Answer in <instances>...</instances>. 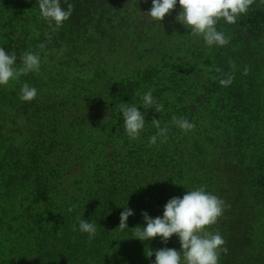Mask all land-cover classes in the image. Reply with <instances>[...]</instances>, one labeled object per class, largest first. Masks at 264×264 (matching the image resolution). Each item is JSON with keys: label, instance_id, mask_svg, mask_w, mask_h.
I'll list each match as a JSON object with an SVG mask.
<instances>
[{"label": "trees", "instance_id": "1", "mask_svg": "<svg viewBox=\"0 0 264 264\" xmlns=\"http://www.w3.org/2000/svg\"><path fill=\"white\" fill-rule=\"evenodd\" d=\"M95 1L83 0L91 4ZM252 5L259 6L260 9L257 12L248 9L246 13L237 17L236 23L230 24L225 21L220 24L221 27L228 25L230 30L234 29L238 33L241 31L239 34L236 32L237 37L228 40L232 43L236 39L241 43L240 49L235 51L239 53V61L233 71L227 68L228 56L225 53L220 54L215 50V46L207 45L203 39L196 38L199 34L187 35L178 32L171 34L172 29L181 31L186 29L176 19L182 11L179 6L157 24L154 35L141 36L143 51L153 55L152 59L158 61L159 65L148 67L147 60L144 62L145 65L147 62L146 66L142 63L140 65L130 60V57L124 63L116 64L106 58L108 53L99 55L98 46L94 48L93 54V48L89 49V62L95 69L93 81H98L101 72L106 71L102 79L108 89L106 96L100 92L95 93L94 87H86L74 93L69 99H61L49 87L44 86L36 88L37 91L43 92V99H46L44 101L35 97L32 101L19 102L3 93L0 94V149L6 148L4 138L7 137L12 146L26 158L29 168L24 175L30 176L32 185V190L29 191L31 193L26 198L30 199V196L38 198L47 206L48 209L44 211V214L45 212L49 214L46 224L49 226L50 236L55 240V245L50 242L43 254L42 248L36 245V239L31 240L28 236L19 239L14 222L18 220V216L11 215L10 206L0 198V264H110L112 261L109 262L107 256L109 248L113 249L117 257L119 256L114 246L116 243H112L115 241L109 242L111 238L101 237V243L96 246L94 243L90 245L89 241H86L87 238L82 237L83 240L80 242L79 234L73 231V218L68 216L70 217L67 226L70 231L68 239L73 242L66 246L64 237H61L63 242H60V233H63V230L60 228L59 219L65 211H61L65 199L67 207L73 202L75 205L80 203L82 209L83 207L88 209V197L93 195L103 198L105 188L102 186L111 179L119 183L121 196L126 194V198H130L127 207L132 206L131 200L134 204L141 202V208L152 218H162L164 206L168 201L176 195L182 198L193 185L203 187L207 193H210L209 182L219 185L221 192L213 195L223 201L222 191L230 184L225 183V177L217 165L218 160L202 158L203 153L199 147L203 145L209 150L212 139L215 137L220 139L219 135L223 133L225 137L230 130L237 131L236 135L240 141L242 140L240 131L241 133L247 131L248 135L244 138L246 146L250 148L246 155L254 160L252 161L254 167L257 166L255 163L264 161L257 140L251 139L253 131L250 130L251 124L258 123L264 127V117L251 113L253 102L248 103V107L245 106L250 96L260 90V85L264 86V80L257 79V76L255 80L253 77V75L264 77L263 56L253 53L250 44H246L247 41L264 33V22L257 26L252 23L256 13L264 14V0H254ZM152 7L153 0H149L144 7L141 4L140 15L138 13L136 18L129 21L130 33H135L139 27L152 31L151 28L155 27L156 21H152L146 15ZM109 32H113V27ZM186 32L190 33L191 30ZM149 38H153V41ZM143 58L147 59V54ZM244 68L247 74L243 73ZM217 69L221 71L218 72ZM229 76L232 77V83L222 86L219 79ZM127 79L129 83L138 82L140 86L143 81L146 86V83H153L154 79L160 83L161 87L156 91L160 92L162 97L157 102L158 106L163 105V110L156 112L158 106L154 104L145 108L139 94L135 93L130 99L129 90L122 87V82ZM9 82L17 86L20 92L26 83L21 76H14ZM87 93L95 97L83 101L82 95ZM108 96H111V99H107ZM116 97H120L123 103L138 108L144 107V112H147L144 114L145 126L136 139L130 138L125 131L122 113L114 99ZM38 105L45 109L43 117L35 114ZM70 107L72 112L68 119L61 122V114L63 113L65 117ZM212 108L221 111L220 117L212 115ZM244 109L251 113L249 118L244 116ZM10 111L17 114L15 118L21 121V130H15L7 123V118L11 117ZM173 116L184 117L195 126L196 123L199 124L200 131H197L196 127L189 131L180 129L172 122ZM153 119H159L161 128L167 127L166 140L157 135L158 130L152 123ZM27 122H31L34 132L25 130ZM65 127H68L69 131L63 134ZM153 135H157V143L149 146V138ZM78 137L83 139L78 142ZM208 150L205 152L208 153ZM136 160L141 161L139 171L134 170V165H131ZM183 165L189 168L188 173L187 169H183ZM257 181L258 177L255 176L253 183ZM243 186L244 184L233 186L235 197L239 199L241 194L242 203L249 201L251 215H243L241 203L238 202L235 207L236 213L231 215V208L225 210L223 208L222 214L217 218L218 221L213 224L225 241L217 249L218 264H264V185L261 184L255 189L257 195L251 197L253 199L251 203V189L254 187L250 186L246 191ZM22 194H26V190H23ZM28 210V207L24 208L20 213L22 219ZM101 214L102 217L106 215L104 211ZM241 225L244 228V236ZM141 226L146 227L144 219ZM231 228L233 229L230 230ZM222 232L224 233L221 234ZM125 235L128 239L133 238L130 231L128 233L126 231ZM147 242L149 241L142 242V245L154 250L153 242L150 244ZM155 242L161 244L163 248H181L179 237L175 234L167 243L159 236ZM36 247L39 250H36ZM146 247H141L143 252ZM41 252L42 254H39ZM115 255L111 253V256ZM127 261L130 264H138L130 259ZM154 262L155 259L151 264Z\"/></svg>", "mask_w": 264, "mask_h": 264}, {"label": "rangeland", "instance_id": "2", "mask_svg": "<svg viewBox=\"0 0 264 264\" xmlns=\"http://www.w3.org/2000/svg\"><path fill=\"white\" fill-rule=\"evenodd\" d=\"M148 1L149 0H96L93 2L94 4H91L90 2H83V0H60L62 9L67 10V5L72 4L74 5V10L70 18L65 20L58 29L53 30V28L49 27L48 22L42 16L38 0H0V47H3L9 55L12 53L16 54L14 68L22 66L21 57L24 53L31 52L39 55V71H31L19 75L30 87H49L50 90L57 94L61 99H69L74 93L84 90L86 87H94V92H100V94L106 96L108 89L102 80L106 71H102L100 77H97L99 79L98 81L96 80L97 83L93 81L95 80L93 79L95 77V69L89 62L90 48H93V54L94 48L98 46V54L101 55L102 53L105 54V52L108 53L106 58L109 60L111 59V62L116 64H122L130 57V60H133L140 65L141 63L142 65H145L144 62L146 60L149 64L148 67L159 65L157 63L158 61L152 59L154 58L152 57L153 55L143 51L141 47V36H144L145 34L154 35V30L159 22L156 21L155 27L151 28L152 31H149V29L142 30L143 28L139 27L136 28L135 33L129 32L131 28L129 21L136 18L138 13L140 15L141 4L142 7H144ZM90 6L91 8H89ZM179 6V0H177L176 7L173 10H177ZM249 9H253L254 12H257L260 7L251 5ZM225 21L224 18L217 20L215 25L217 31L222 32L227 40L231 39V37H237L241 31L238 33V31H235L234 29L230 30L228 25L223 27L220 26V24ZM263 22L264 14L256 13V17L252 20L253 25L257 26ZM54 24L55 22H53V27ZM112 27L113 32L110 33L109 30H111ZM186 30H189V28H186L183 31L172 29L171 34H173V32H178V34H191L188 33L189 31L186 32ZM236 32L238 34H236ZM196 38L202 40L203 36L199 34ZM149 39L153 41V38ZM147 43L149 44V42ZM41 44H44L45 47L40 48L39 45ZM246 44H250L249 46H251L252 52L263 56L262 59H264V33L251 41H247ZM211 46H215V50L220 54L225 53L228 56V64H226L228 70H235V65L239 61V53H235V51L240 49L241 43L234 39V42H228L223 46L216 44ZM141 54L143 57L147 54V59L141 57ZM232 58L234 59V62H232ZM243 63L245 64L246 62H242V64ZM245 71L246 68L243 69V73H245ZM256 76L257 79L264 80V77L262 78L260 75H253L255 80ZM141 86L138 82L136 84L129 83V79L122 82V87L129 90L130 99H132L135 93H139L140 98L142 99L145 93L151 91L153 104L158 106L157 101L158 99H161L162 94L156 90L158 87H161V84L154 79L153 83H146V86L143 81ZM1 93L15 101L21 102L20 91L17 86L11 82H8L6 85H0V94ZM82 96L83 101L95 97L88 93L83 94ZM36 97L40 101L46 100L43 99L44 94L41 90L37 91ZM98 98L101 99L100 97ZM107 99H111V96H108ZM114 99H116L117 107L119 108V105L123 102L120 100V97ZM250 102L254 103L251 113L253 115L259 114L264 117V110H262V108H264L263 85H260V90L257 93L250 96V99H248L245 106L248 107V103ZM140 111L143 114H147V112H144V107H141ZM44 112V107L38 105L35 114L43 117ZM71 112L70 107L67 109L65 117L62 113L61 122L68 119ZM211 113L214 117H220L221 115V111L218 108H212ZM251 113L248 112L247 109L243 110V114L246 118H249ZM9 115L12 118H7V123L12 125L15 130H21V121L15 118L17 114L14 111H10ZM26 124L28 125L27 128L25 127V130L28 129V131L34 132L32 130V125H30L31 122H27ZM196 125L197 126L195 127L197 131H200V127H198L199 124L196 123ZM263 128L264 127L258 123L250 125V130L253 131L251 132V139L254 138L257 140L259 144V152L264 155ZM68 131V127H65V131H62V133L65 134ZM236 134L237 131L235 132L233 130H230L225 137L224 133L220 134V139H216L215 137L211 140V148L209 150L203 145H201L199 149L200 152L203 153L202 158L205 160H218L217 165L220 167V171L225 177L224 181L225 183L230 184L224 191H222V194L224 195L222 209L224 208L225 210L231 208L230 213L233 215L236 213V203L240 202L241 213L243 215H251L252 208L249 201L242 203L241 194L239 199L236 198V192L233 186L244 184L243 187H245L246 191L250 189V186H253L254 189H251L252 196H250L251 203L253 201L251 197L254 198L257 195L255 189H258L261 184L264 185V161L255 163L257 166L254 167V164L252 163L254 160H251L246 155L247 150L250 148L246 146V140L244 138L248 135L247 131H245V133H241L240 131V137L242 138L241 141L238 140ZM67 135H69V133ZM219 136L217 135V137ZM4 139V145L6 148L0 149V198L4 203L10 206L11 215L18 216V220H14V222L17 226L16 229L19 239H22V237L25 236L30 237L31 240L36 239V245L42 248L44 254L49 247L50 242L55 245V240L50 236L49 226L46 224V219H49V216L47 215L49 214H47V212L44 214V211L48 208L46 205H43L38 198L35 199L32 196H30V199L26 198V196L31 193L29 191L32 190L30 176L24 175L29 168L28 163L26 162L27 160L20 154L16 147L12 146L11 141L7 137ZM82 139L83 138L78 137L77 141L79 142ZM85 139L87 138L85 137ZM67 146L68 144L65 147ZM167 146L170 147V145ZM173 150L176 152L175 149ZM206 150H208V153L205 152ZM162 161H164V159H162ZM131 165H134V170L139 171V168H141V161L136 160V162H132ZM183 169L186 170L187 165H183ZM186 172H189V168ZM214 172L216 174V171ZM84 175H86V172H84ZM255 176L258 177L257 183H253ZM248 179L252 181L250 182ZM203 181L208 183L206 179H203ZM255 184H258V186ZM208 185L210 187V194L221 192V187L219 185L211 182H209ZM102 187L105 188L103 198L100 196H89L87 200L89 203L88 209L84 207L82 209L79 205L80 203L75 205L73 202L67 207L68 204L65 199L61 205V211H65L62 213V218L59 219L60 228L63 230V233H60V242H63L61 237H64L66 246L73 242V240L68 239L70 237V231L67 229V226L70 217L73 218V225L76 224L77 226L75 232L79 234V241L81 242L83 240L82 237L87 238L86 241H89L88 234L79 231V225L77 223V217H79L81 219L90 220V222H93L96 225L97 231L95 238L90 245L93 243L95 245L100 244L101 237L111 238L109 242L115 241L112 243H116L114 246L116 247V251L119 252V256L117 257L113 249L109 248V255H107L109 260H107L109 262L112 261L110 264H120V262L123 264H130V262L127 261L128 259L137 262L138 264H151L155 259V255L151 258L146 257L145 251L143 252L141 248L146 247L142 245V242L144 241L136 238L128 239L125 235L126 231L127 233L130 231L134 237L135 233L132 229L141 226V221L144 219L142 213L145 212L144 209L141 208V202L134 204L131 200L132 206L129 208L133 210L134 215L128 218V228H118L120 224V213L124 211L123 207L124 205H127L130 198H126V194L121 196L119 183L115 180L111 179L106 181ZM196 189H198V187L193 185L188 191ZM23 190H26V194H22ZM175 197L179 196L176 195ZM27 207L29 208L28 213H26V216L22 219L20 213ZM70 208L72 211H69ZM103 211L106 213L105 217H102L101 213ZM149 216L151 217L150 214ZM105 222L106 224H104ZM236 226L237 224H235V227ZM240 227L244 236V228L242 225ZM232 229L233 228L230 230ZM216 230L217 229L213 224L206 226L204 229V231L212 234H216ZM223 233L224 232L221 234ZM36 234L39 235L36 236ZM114 237L116 238L114 239ZM155 239L156 238L148 240L149 242H147V244L153 242L154 252L155 250L163 249L161 244H156ZM37 249L39 250L38 247H36V250ZM175 250L178 252L182 251L181 248ZM96 252L100 254L98 250H96ZM111 253L115 256H111ZM39 254H42V252ZM147 258L149 261H147Z\"/></svg>", "mask_w": 264, "mask_h": 264}, {"label": "clouds", "instance_id": "3", "mask_svg": "<svg viewBox=\"0 0 264 264\" xmlns=\"http://www.w3.org/2000/svg\"><path fill=\"white\" fill-rule=\"evenodd\" d=\"M254 0H179L182 11L176 17L177 21L191 30L192 35L202 34L206 44L223 46L228 43L222 32L217 31V20L224 18L228 23H236L240 14L246 13ZM42 16L53 30L58 29L62 23L70 18L74 5L68 4L67 10L62 9L60 0H38ZM177 0H153V7L146 13L152 21H163L165 16L176 7ZM53 22H55L53 27ZM44 48L45 45H39ZM22 66L14 68L16 54L9 55L3 47H0V85H6L14 76H19L31 71H39L40 57L37 54L26 52L21 57ZM217 71H221L217 69ZM247 74V70L245 71ZM222 86L232 83V77L219 79ZM139 94V93H138ZM37 96V89L25 83L20 92V99L32 101ZM143 105L149 108L153 104L152 92L148 91L142 97ZM119 109L124 119V128L128 136L136 139L145 126V115L135 105L122 103ZM163 105H159L156 112L162 111ZM172 122L184 131L195 127L186 118L172 117ZM152 123L157 128V135L167 139V127L161 128L159 119H153ZM157 135L149 138V146L157 143ZM224 202L213 194L207 193L203 187L193 191H187L182 197H173L164 206L163 217L152 218L147 212L142 213L146 222L145 226H137L134 229V237L141 241H148L157 236L163 238V242L175 234L178 235L182 253L175 249L163 248L153 251L145 248V255L151 258L155 255L154 264H218L217 249L225 243L217 232L212 234L204 231L206 226L212 225L222 214ZM69 211H72L70 208ZM134 215L131 208L124 206L120 213L118 228L127 229V221ZM79 231L88 234L89 243L95 238L96 225L90 220L77 217ZM77 230L76 224L73 231ZM202 233V234H201ZM226 251V249H225Z\"/></svg>", "mask_w": 264, "mask_h": 264}]
</instances>
